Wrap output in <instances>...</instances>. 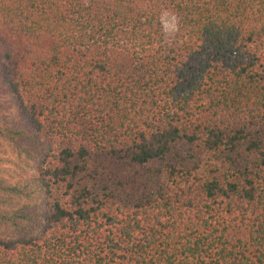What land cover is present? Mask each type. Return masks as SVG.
<instances>
[{"label":"trees","instance_id":"16d2710c","mask_svg":"<svg viewBox=\"0 0 264 264\" xmlns=\"http://www.w3.org/2000/svg\"><path fill=\"white\" fill-rule=\"evenodd\" d=\"M2 147L0 264H264V0H0Z\"/></svg>","mask_w":264,"mask_h":264},{"label":"clouds","instance_id":"9594fccd","mask_svg":"<svg viewBox=\"0 0 264 264\" xmlns=\"http://www.w3.org/2000/svg\"><path fill=\"white\" fill-rule=\"evenodd\" d=\"M157 23L162 37L170 44L176 43L181 32L180 18L169 9L162 8L157 14Z\"/></svg>","mask_w":264,"mask_h":264},{"label":"rangeland","instance_id":"374dc122","mask_svg":"<svg viewBox=\"0 0 264 264\" xmlns=\"http://www.w3.org/2000/svg\"><path fill=\"white\" fill-rule=\"evenodd\" d=\"M4 103V101H3ZM2 152L0 153V155H3L4 157H8L10 159H14L13 155L8 151V149L6 147H2ZM4 165H10L8 163H4Z\"/></svg>","mask_w":264,"mask_h":264}]
</instances>
